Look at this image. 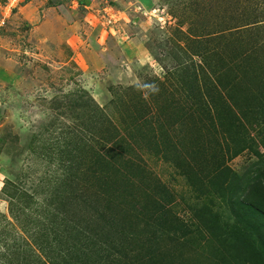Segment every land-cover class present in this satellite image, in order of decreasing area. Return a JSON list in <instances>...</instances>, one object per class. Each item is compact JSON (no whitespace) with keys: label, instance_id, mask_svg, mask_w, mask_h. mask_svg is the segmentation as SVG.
I'll list each match as a JSON object with an SVG mask.
<instances>
[{"label":"rangeland","instance_id":"374dc122","mask_svg":"<svg viewBox=\"0 0 264 264\" xmlns=\"http://www.w3.org/2000/svg\"><path fill=\"white\" fill-rule=\"evenodd\" d=\"M0 264H264V0H0Z\"/></svg>","mask_w":264,"mask_h":264},{"label":"crops","instance_id":"0c3cea01","mask_svg":"<svg viewBox=\"0 0 264 264\" xmlns=\"http://www.w3.org/2000/svg\"><path fill=\"white\" fill-rule=\"evenodd\" d=\"M29 5H31V4H29ZM28 6H26V7H24V9L26 10V8H27ZM24 11V10H23ZM38 12L39 11H37V14H38ZM25 15V17H27L28 16V18L30 17V16H32V15H34L32 12H29L28 11V15H26V14H24ZM35 17V16H34ZM25 19V18H24ZM129 57H127V59H128Z\"/></svg>","mask_w":264,"mask_h":264}]
</instances>
